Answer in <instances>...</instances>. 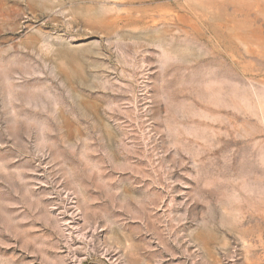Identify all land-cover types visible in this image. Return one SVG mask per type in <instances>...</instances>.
Segmentation results:
<instances>
[{
	"label": "rangeland",
	"instance_id": "obj_1",
	"mask_svg": "<svg viewBox=\"0 0 264 264\" xmlns=\"http://www.w3.org/2000/svg\"><path fill=\"white\" fill-rule=\"evenodd\" d=\"M0 264H264V0H0Z\"/></svg>",
	"mask_w": 264,
	"mask_h": 264
}]
</instances>
